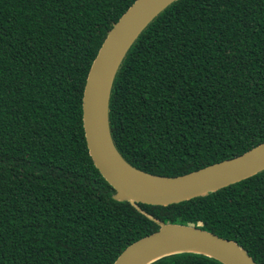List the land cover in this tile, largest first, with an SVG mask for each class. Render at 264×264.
Here are the masks:
<instances>
[{
  "label": "trees",
  "instance_id": "trees-1",
  "mask_svg": "<svg viewBox=\"0 0 264 264\" xmlns=\"http://www.w3.org/2000/svg\"><path fill=\"white\" fill-rule=\"evenodd\" d=\"M136 0H0V264H113L159 229L95 167L82 95L108 31ZM109 127L135 168L176 176L264 142V0H176L127 52ZM163 223L236 242L264 264V170L168 205ZM150 264H223L191 252Z\"/></svg>",
  "mask_w": 264,
  "mask_h": 264
},
{
  "label": "water",
  "instance_id": "water-1",
  "mask_svg": "<svg viewBox=\"0 0 264 264\" xmlns=\"http://www.w3.org/2000/svg\"><path fill=\"white\" fill-rule=\"evenodd\" d=\"M176 0H136L113 24L94 58L82 95L84 136L95 167L115 190L113 199L130 202L159 229L128 245L113 264H150L163 256L191 252L223 264H258L236 242L190 224L163 223L137 203L168 205L203 196L264 170V142L196 171L159 176L141 171L120 154L109 127V101L115 76L130 47ZM180 245L182 248L174 249ZM166 250L162 254L160 251Z\"/></svg>",
  "mask_w": 264,
  "mask_h": 264
},
{
  "label": "bare ground",
  "instance_id": "bare-ground-1",
  "mask_svg": "<svg viewBox=\"0 0 264 264\" xmlns=\"http://www.w3.org/2000/svg\"><path fill=\"white\" fill-rule=\"evenodd\" d=\"M180 248H182L180 245H177V246H175L174 247V249H180ZM164 252H166V250H162V251H160L158 254H162V253H164Z\"/></svg>",
  "mask_w": 264,
  "mask_h": 264
}]
</instances>
